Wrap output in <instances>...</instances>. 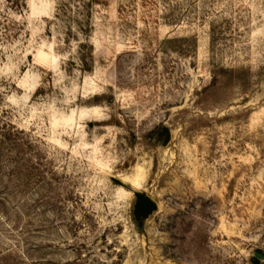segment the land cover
<instances>
[{"label":"rangeland","instance_id":"obj_1","mask_svg":"<svg viewBox=\"0 0 264 264\" xmlns=\"http://www.w3.org/2000/svg\"><path fill=\"white\" fill-rule=\"evenodd\" d=\"M256 253L264 0H0V264Z\"/></svg>","mask_w":264,"mask_h":264},{"label":"water","instance_id":"obj_2","mask_svg":"<svg viewBox=\"0 0 264 264\" xmlns=\"http://www.w3.org/2000/svg\"><path fill=\"white\" fill-rule=\"evenodd\" d=\"M137 200H138V205L141 209L144 210H155L156 209V204L147 196L141 195V194H136ZM255 258L261 260L264 259V256L260 253L255 254Z\"/></svg>","mask_w":264,"mask_h":264}]
</instances>
